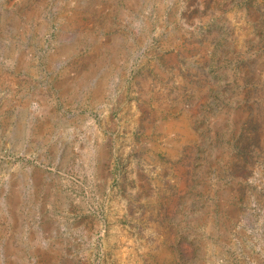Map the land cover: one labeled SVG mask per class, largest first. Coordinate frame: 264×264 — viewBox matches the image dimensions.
I'll use <instances>...</instances> for the list:
<instances>
[{"label": "rangeland", "instance_id": "obj_1", "mask_svg": "<svg viewBox=\"0 0 264 264\" xmlns=\"http://www.w3.org/2000/svg\"><path fill=\"white\" fill-rule=\"evenodd\" d=\"M0 264H264V0H0Z\"/></svg>", "mask_w": 264, "mask_h": 264}]
</instances>
